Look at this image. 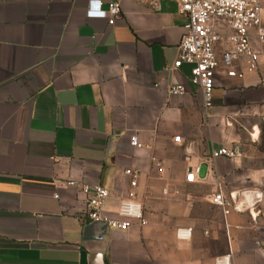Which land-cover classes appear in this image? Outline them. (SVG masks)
<instances>
[{"label": "crops", "instance_id": "obj_1", "mask_svg": "<svg viewBox=\"0 0 264 264\" xmlns=\"http://www.w3.org/2000/svg\"><path fill=\"white\" fill-rule=\"evenodd\" d=\"M89 1L0 0V264H264V59L235 62V77L220 63L206 111L192 67L169 71L177 0H124L113 26L87 18ZM175 85L185 93L169 96ZM219 148L237 156L211 160ZM127 169L147 226L89 222L68 182L109 189L115 218ZM218 191L250 209L226 216Z\"/></svg>", "mask_w": 264, "mask_h": 264}, {"label": "built area", "instance_id": "obj_2", "mask_svg": "<svg viewBox=\"0 0 264 264\" xmlns=\"http://www.w3.org/2000/svg\"><path fill=\"white\" fill-rule=\"evenodd\" d=\"M124 0H107L104 9L103 0H90L87 18L105 19L113 26L121 13ZM159 1V0H157ZM179 13L186 18L184 34L178 47L177 58L169 71L174 72L183 65L191 66V84L202 93L206 111L213 108V90L220 63L226 68L229 77H235L234 63L246 59L250 69H256L260 58L264 59V0H177ZM225 50L219 56L218 47ZM221 57V60H219ZM169 96L177 97L185 93L181 85L171 86ZM208 118V115H207ZM181 143V137L174 138ZM131 144L142 148L137 136L131 138ZM235 150L219 148L211 153V160L221 157L233 159ZM156 162V159H154ZM200 171L199 166L191 167L185 177L186 183H195ZM124 175L129 178L130 190L119 202L117 217L109 218L104 214L111 192L106 187L91 185L85 182H68L86 196L87 209L85 216L89 222H104L113 230H129L134 223L141 227L148 224L144 206L137 198L140 178L138 170L127 169ZM167 195V190H163ZM261 198L257 197V201ZM256 201V202H257ZM213 204L221 207L227 216L231 212L244 213L250 207L238 200L237 196H225L218 191ZM255 202V203H256ZM191 230H178L180 239H188ZM215 264H232V256L227 255L216 259Z\"/></svg>", "mask_w": 264, "mask_h": 264}, {"label": "water", "instance_id": "obj_3", "mask_svg": "<svg viewBox=\"0 0 264 264\" xmlns=\"http://www.w3.org/2000/svg\"><path fill=\"white\" fill-rule=\"evenodd\" d=\"M94 224H96V225L98 224V225L102 226L103 228L108 227V225L106 223H104V222H95ZM91 228H93V226H90L88 228V230H90Z\"/></svg>", "mask_w": 264, "mask_h": 264}, {"label": "rangeland", "instance_id": "obj_4", "mask_svg": "<svg viewBox=\"0 0 264 264\" xmlns=\"http://www.w3.org/2000/svg\"><path fill=\"white\" fill-rule=\"evenodd\" d=\"M263 16H264V14H263Z\"/></svg>", "mask_w": 264, "mask_h": 264}]
</instances>
